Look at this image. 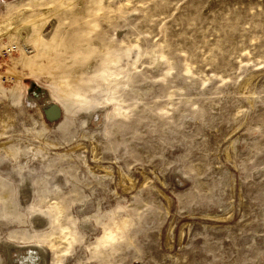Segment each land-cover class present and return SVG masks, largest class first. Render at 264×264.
I'll use <instances>...</instances> for the list:
<instances>
[{"label": "rangeland", "instance_id": "rangeland-1", "mask_svg": "<svg viewBox=\"0 0 264 264\" xmlns=\"http://www.w3.org/2000/svg\"><path fill=\"white\" fill-rule=\"evenodd\" d=\"M0 44V264H264V0H0Z\"/></svg>", "mask_w": 264, "mask_h": 264}, {"label": "bare ground", "instance_id": "bare-ground-1", "mask_svg": "<svg viewBox=\"0 0 264 264\" xmlns=\"http://www.w3.org/2000/svg\"><path fill=\"white\" fill-rule=\"evenodd\" d=\"M24 1V0H23ZM26 1H33V0H26ZM12 5V4H11ZM15 6H17V5H15ZM20 7V6H19ZM22 7V6H21ZM17 8V7H16ZM23 8V7H22ZM28 10V9H27ZM13 11V10H12ZM25 9L23 8L22 10H21V14L23 13H25ZM25 16V15H24ZM24 19V18H23ZM16 20H17V18H16ZM31 20V18H27L25 21H15V22H9L8 24H7V27H10V26H16V25H19L18 27H22V26H24L23 24H24V22H27V21H30ZM26 24V23H25ZM18 30H19V28H18ZM18 33H21V31H18ZM25 33H26V35H29V36H31L32 35V33H33V31H31V29L29 30L28 28L26 29V31H25ZM31 252V251H30ZM34 253V252H33ZM28 256V255H27ZM26 257V256H25ZM21 260V259H20ZM33 261V259L31 258V257H27V258H24L23 260H22V263L23 264H30L31 262ZM32 264V263H31Z\"/></svg>", "mask_w": 264, "mask_h": 264}, {"label": "built area", "instance_id": "built-area-1", "mask_svg": "<svg viewBox=\"0 0 264 264\" xmlns=\"http://www.w3.org/2000/svg\"><path fill=\"white\" fill-rule=\"evenodd\" d=\"M18 51V46L15 44H0V60L13 55Z\"/></svg>", "mask_w": 264, "mask_h": 264}]
</instances>
